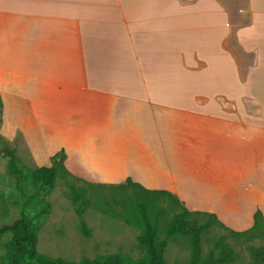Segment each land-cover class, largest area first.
I'll use <instances>...</instances> for the list:
<instances>
[{
  "label": "crops",
  "instance_id": "1",
  "mask_svg": "<svg viewBox=\"0 0 264 264\" xmlns=\"http://www.w3.org/2000/svg\"><path fill=\"white\" fill-rule=\"evenodd\" d=\"M0 95L36 165L264 215V0H0Z\"/></svg>",
  "mask_w": 264,
  "mask_h": 264
},
{
  "label": "rangeland",
  "instance_id": "2",
  "mask_svg": "<svg viewBox=\"0 0 264 264\" xmlns=\"http://www.w3.org/2000/svg\"><path fill=\"white\" fill-rule=\"evenodd\" d=\"M11 146L16 147L21 163L28 167L36 165L20 136ZM87 196L90 206L84 217L90 228L88 235L80 226V217L68 196L64 181H58L51 191L38 190L20 173L10 172L8 158L0 149V226L12 222L22 212L31 215L39 227L38 249L52 257L79 261L84 256L95 258L99 254L116 252L131 257L142 255L138 246L140 226L124 219V215L136 207L137 194L130 188L89 186ZM156 210H162L161 223L166 227L181 208L163 198L158 201ZM190 218L203 222L206 216L194 214ZM221 235L239 252L237 260L224 264H248L251 259L249 245L264 244V236L259 231L252 232L249 239L238 238L224 227L214 225L211 231L203 235L204 250H208ZM10 237L9 232H0V264H10L7 252ZM190 240L189 235L181 234L170 240L165 253L169 264H186L190 255Z\"/></svg>",
  "mask_w": 264,
  "mask_h": 264
},
{
  "label": "trees",
  "instance_id": "3",
  "mask_svg": "<svg viewBox=\"0 0 264 264\" xmlns=\"http://www.w3.org/2000/svg\"><path fill=\"white\" fill-rule=\"evenodd\" d=\"M3 102L0 95V123L2 120ZM0 149L8 158L10 172L20 173L38 190L51 191L62 180L68 188L70 197L77 214L80 217V226L85 234L90 233L85 212L90 206L87 196L89 186L115 187L117 189H131L137 194L138 201L135 208L130 209L124 219L139 225L138 246L142 255L138 257L126 256L122 253L99 254L95 258L84 256L79 261L67 260L63 257H52L38 249L39 227L33 217L22 212L19 217L10 223L0 226V232H9L11 237L8 243V257L10 264H169L165 258L168 244L176 235H189L190 255L186 264H224L239 258L236 251L225 236L221 235L214 240L208 250L203 247V235L211 231L214 225H220L229 230L238 238L249 239L252 232H261L264 236V215L260 209L254 213V224L245 230H234L225 225L215 213L190 210L174 193L161 189H148L142 184L128 177L121 183H93L77 176L66 167V151L61 148L51 155V165L27 166L20 162L17 149L0 134ZM169 199L181 210L173 215L166 227L162 226V210H156L160 199ZM49 203H47V206ZM45 208V207H44ZM48 208H46L47 210ZM156 210V211H154ZM194 214L205 215L206 219L200 222L197 218H190ZM251 259L248 264H264V244L249 245Z\"/></svg>",
  "mask_w": 264,
  "mask_h": 264
}]
</instances>
